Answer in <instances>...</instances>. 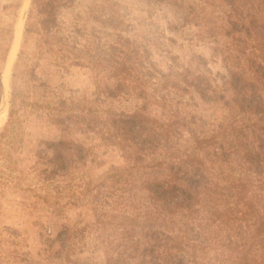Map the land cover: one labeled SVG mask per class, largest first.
Here are the masks:
<instances>
[{
	"label": "rangeland",
	"instance_id": "374dc122",
	"mask_svg": "<svg viewBox=\"0 0 264 264\" xmlns=\"http://www.w3.org/2000/svg\"><path fill=\"white\" fill-rule=\"evenodd\" d=\"M261 66L264 0H0V264H151L152 230L214 255L226 210L162 213L147 181L215 135L199 154L232 200L264 138Z\"/></svg>",
	"mask_w": 264,
	"mask_h": 264
},
{
	"label": "trees",
	"instance_id": "16d2710c",
	"mask_svg": "<svg viewBox=\"0 0 264 264\" xmlns=\"http://www.w3.org/2000/svg\"><path fill=\"white\" fill-rule=\"evenodd\" d=\"M261 68L264 69L263 66ZM236 85L233 86L235 89L237 88ZM249 85L254 84L249 81L248 83L242 82L239 89L244 94V100L246 101L243 107H250L251 109L255 100L249 96V92L254 86ZM252 95H254V92H252ZM256 107L258 112H264V100ZM135 117L134 115L133 118ZM154 122L155 120L151 121L144 117L140 121V129L156 136L158 132L156 133ZM170 125L167 123L166 126ZM139 133L142 132L139 131ZM171 134V128H163L161 137L159 136L161 144L164 141L165 146H167ZM214 136L197 138L193 151L182 153L187 157L185 160L182 159V156H173L175 158L168 159L170 161L167 163L166 156H162L163 161H165L161 163L162 166L167 165V169L164 167L166 170L164 174L167 178H157L155 182H152V180L147 182L148 188L158 195L160 204L158 201L156 203L162 213H171L170 215L177 213L180 217L192 218L191 213L197 212L201 207L209 209L212 214L217 213L218 206L221 208L219 213L222 214L224 213L222 211L226 210L224 213L226 220L223 223L226 227L228 226L225 230L227 232L220 234L216 230L214 232L210 231V233H213L211 237H214L210 238V241L219 242L221 248L215 249L214 255L208 252V256L205 255L199 258L196 252H187L186 248H182L183 245L174 248L171 244H164V242H169L170 239L178 240L179 235L170 236L169 233L162 230H152L150 232L155 240H151V242L160 243L145 246L144 255L152 254L154 259L151 264H204V261H206L205 264H264V138H259L257 146L254 143L250 146L252 142L248 139L247 144L250 149L246 152L244 162L247 164V171L252 173L243 176L240 180L238 179L235 189L226 188L229 189L230 195L235 193L230 197L232 200L228 202L226 197H221L223 192L218 191V188L216 190L208 188L210 187L207 176L209 159L207 156H203V158L199 154L203 147L202 142L209 145L214 141ZM202 193L206 194L204 202H202L204 197ZM232 222L239 224L231 226ZM172 223L177 226L181 225V218H175ZM178 230L181 231V227ZM150 232L147 234H150ZM176 242H183V240L179 239ZM207 242L209 241L207 240ZM205 247L212 250V246L208 243ZM144 260H146L145 257L138 260L137 264H143Z\"/></svg>",
	"mask_w": 264,
	"mask_h": 264
}]
</instances>
